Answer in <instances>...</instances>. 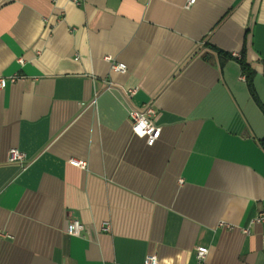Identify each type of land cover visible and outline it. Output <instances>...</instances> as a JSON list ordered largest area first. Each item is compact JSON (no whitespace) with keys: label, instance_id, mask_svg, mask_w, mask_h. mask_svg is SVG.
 Segmentation results:
<instances>
[{"label":"crops","instance_id":"1","mask_svg":"<svg viewBox=\"0 0 264 264\" xmlns=\"http://www.w3.org/2000/svg\"><path fill=\"white\" fill-rule=\"evenodd\" d=\"M12 75L0 264H200L198 246L203 264H264V0H0ZM148 106L152 143L129 122Z\"/></svg>","mask_w":264,"mask_h":264},{"label":"built area","instance_id":"2","mask_svg":"<svg viewBox=\"0 0 264 264\" xmlns=\"http://www.w3.org/2000/svg\"><path fill=\"white\" fill-rule=\"evenodd\" d=\"M195 2L196 0H186V7L192 6ZM105 59L110 60L111 58L109 56H105ZM21 61L22 60H20V62ZM111 68L112 70L117 72H123L126 70V66L122 62H112ZM18 78H20L18 75H12L8 77L0 76V88L4 86L7 81L14 82ZM130 93H133V91H130ZM154 116L155 110L151 106L145 107L142 110L131 109L129 111V122L132 132L138 137L147 138V141L149 143L154 142L158 138L160 133V128L156 127L153 124ZM141 122H143L144 127H140ZM137 129H139V132L137 131ZM141 133H143V135H141ZM7 161L24 165L26 162V154L17 148H10L7 152ZM70 164L83 169L86 167V162L75 159H71ZM255 221L264 225V211H261L259 213ZM108 228V224L103 227L104 230H107ZM83 231L84 225L77 219H72L66 229L67 234L71 236H80ZM246 232L248 233V230H246ZM262 244H264V240H262ZM195 252L198 262L200 264H203L208 250L204 247L198 246L195 248ZM143 264H159L157 255H147L144 258Z\"/></svg>","mask_w":264,"mask_h":264},{"label":"trees","instance_id":"3","mask_svg":"<svg viewBox=\"0 0 264 264\" xmlns=\"http://www.w3.org/2000/svg\"><path fill=\"white\" fill-rule=\"evenodd\" d=\"M244 53L242 52L241 56L239 58H237L240 66H241V69H242V72L244 73L245 75V79H246V82L248 84V87L250 88V91L252 92V96H254V93H253V76H254V72L250 69V67L248 66V64L246 63V60H245V57L243 55ZM224 57L226 58H230V55L229 54H225ZM255 97V96H254ZM262 111H264V106L260 105Z\"/></svg>","mask_w":264,"mask_h":264},{"label":"clouds","instance_id":"4","mask_svg":"<svg viewBox=\"0 0 264 264\" xmlns=\"http://www.w3.org/2000/svg\"><path fill=\"white\" fill-rule=\"evenodd\" d=\"M140 127H144V124H143V122H141V125H140ZM137 131L139 132V129H137ZM141 135H143V133H141Z\"/></svg>","mask_w":264,"mask_h":264}]
</instances>
